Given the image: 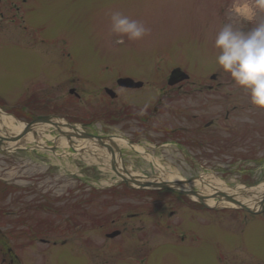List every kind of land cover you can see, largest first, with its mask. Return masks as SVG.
I'll return each mask as SVG.
<instances>
[{"label":"rangeland","instance_id":"374dc122","mask_svg":"<svg viewBox=\"0 0 264 264\" xmlns=\"http://www.w3.org/2000/svg\"><path fill=\"white\" fill-rule=\"evenodd\" d=\"M11 1L0 0L1 112L23 124L28 123L24 114L57 116L67 123L66 119L83 122L93 117L89 129L80 124L78 128L103 138L121 137L142 148L145 156L128 148L116 152L104 141L129 173L149 179L171 172L189 184L214 177L229 186L264 185L263 113L219 69L214 48L217 32L229 22L228 10L244 0H27L31 9L23 32L17 27L21 21H13L11 6H4ZM116 11L143 21L150 35L116 45L117 37L109 34L110 14ZM259 19L264 17L258 14ZM253 26L244 24L243 30ZM174 68L190 77L179 91L166 85ZM117 73H137L144 86L119 92L112 103L101 87ZM212 74L215 82L209 80ZM209 84L211 90L206 89ZM70 89L78 100L67 94ZM33 98L37 102L23 111ZM120 103L135 104L136 116L149 110L146 126L136 119L111 125L105 113ZM207 123L211 126L206 128ZM164 128L198 129L203 140L218 137L222 143L238 128L242 141L223 143L221 148L208 143L180 148L171 139L159 144ZM0 137L7 138L1 128ZM88 146L81 137H63L53 126L33 142L24 135L1 143L0 264H7L12 255L18 264H92V244L105 249L104 233L131 213L140 212L133 221L145 223L149 237L157 239L154 230L173 207L180 214L190 212L184 228L192 231L186 241L165 242L144 256L119 257L123 264H249L247 256L264 264V217L256 219L253 229L235 225L239 217L220 212L232 208L199 214V209L165 194H127L111 169L107 149L98 146L93 152ZM191 190L200 191L194 186ZM177 221L179 216L169 223ZM99 222L107 225L100 227Z\"/></svg>","mask_w":264,"mask_h":264},{"label":"flooded vegetation","instance_id":"af4514ba","mask_svg":"<svg viewBox=\"0 0 264 264\" xmlns=\"http://www.w3.org/2000/svg\"><path fill=\"white\" fill-rule=\"evenodd\" d=\"M5 7L9 8V6H11V10L13 13V21H21V23L18 24V28L21 27V29H18L19 32H23L26 30V24H25V18L28 19V17L30 16V9L31 7L28 4L27 0H12L11 3H6L4 5ZM212 76H214V78H212ZM123 78H129L132 79L134 82H141L142 86L139 88H124L121 87L117 84V80L119 79H123ZM168 80V78H167ZM167 80H166V85L167 87H169L170 89H173L174 91H179V89L182 88V86H184L189 80L190 77L187 80L178 82L177 84L173 85V86H169L167 84ZM210 81L215 82L216 79V75L212 74L209 78ZM143 82H142V78L140 79L138 77L137 73H131V74H123V73H117V74H113L112 77H110V80L107 81L106 83L103 84V86L101 87V90L104 92V94L112 101V103H114V101L117 99L119 92H133V91H138L141 88H143ZM203 87V86H202ZM212 85H207L208 90L212 89ZM204 88V87H203ZM106 90H110L113 93V97H111L110 95H108L106 93ZM63 92L65 93L64 89ZM68 95H70L71 97H74L76 100H78V95L74 92V89H70L67 93ZM34 102H37L34 98L30 99V101L26 102L25 105L22 106V109H24L23 111H25L26 109H29L30 106L32 104H34ZM46 105V104H45ZM60 106H63V103L59 104ZM46 107V106H43ZM133 107H136L135 104H131L128 103V105H124L123 104H117L116 106L113 105V108L110 109L109 111L107 110V118L108 122L111 125H115V121L120 123H125V121H127L126 123L129 124L128 122H130V120L132 119H136L141 127L146 126V123L149 119L147 112H150L149 110H145L143 115L140 116H136L135 115V109ZM236 106H233L232 109H236ZM152 112L154 113L155 110L153 109ZM258 112L263 113L264 116V111L258 110ZM257 112V115H258ZM26 116V120H28V122H31L33 120H35V117L32 116H28L27 114H24ZM104 116V114L102 115ZM228 116V111L226 112V118ZM57 117V116H54ZM66 119V118H65ZM90 119H92L91 121L87 118L85 119L83 122L82 121H77V120H69L66 119L68 121L69 124H80L82 127H85L87 129L90 128V126H92L93 121V117H91ZM109 124V125H110ZM126 126V125H125ZM125 126L122 125V127L126 128ZM211 126V123H207L205 125V127H209ZM152 130H155L154 127H149ZM164 134H162V139L160 141L159 144H165L169 141V139H171L172 142L176 143L178 147H182V148H193V147H197L199 148L201 145H203L204 143H208L209 145H217L218 148H221V145L223 143L226 144H231V143H238L242 141V136L241 133L239 131L238 128H235V131L233 129H231L228 133V137L229 139H225V141L222 143L220 142V139L218 137H209L206 140L202 139V132H198V129H177L174 131H168L167 128L163 129ZM93 135V134H92ZM164 136L168 137V138H164ZM123 139V138H122ZM128 142V141H127ZM129 143V142H128ZM131 145V143H129ZM134 146V145H132ZM245 183V182H244ZM248 183H245V185H247ZM235 186V185H234ZM233 187V186H231ZM138 192H142V191H138ZM138 192H134V191H125V193L127 194H144V193H138ZM160 194H165L162 193L164 192V190L162 191H157ZM169 192V191H167ZM173 195H168L165 194L164 196H169V197H173L174 199H176L177 201H183L185 203H188V205H190V207L192 209H199V214L201 213H208V214H214L215 215V211H213L214 209H216L217 207H213V208H208L200 203H195L193 200V202H191L189 199V196H182L173 192H170ZM147 196V194H144ZM231 198V197H229ZM171 199V198H170ZM233 199V198H232ZM163 200V199H162ZM154 203H159V201H153ZM161 202V201H160ZM182 207V206H180ZM163 209V207H162ZM191 209V211H192ZM221 213H230L235 219H240V221H234L233 223L235 225H241L243 224V226H247L248 228H255L258 225V221H256V219L258 218H263L264 217V213L256 215V214H251L249 212H246L244 210H236L235 208H232L230 211H220ZM218 212V213H220ZM188 214H190L189 211H186L184 213H179L174 207L170 210V214L167 217L166 221L163 223H159L158 226L155 228V233H157L159 236L157 237V239H151V237H149L150 233H149V228L146 226L145 223L140 222L139 224H137L138 222H134L133 220H136L138 218H140L141 213H131L129 216H127V221L123 222L122 224H120L119 226H117L116 228H113L111 231L104 233L105 239L107 240V245L106 248L101 250L99 248H97V243H90L87 242V244H92L93 245V251L92 253L90 252L89 255L91 254V263L92 264H123V262L120 261L119 257H131L135 254H139L140 256H144L146 255L147 251H155L158 248H160L165 242H176V243H183L184 241H186L187 238V233H190L192 230L191 229H185L184 225L186 223V220L189 216H187ZM179 216L180 221L174 222V223H169L170 220H172L174 217ZM264 219V218H263ZM247 221V224L245 225L244 221ZM249 220V221H248ZM95 224H98L95 223ZM100 227H102L103 225H107L104 222H99ZM111 224L115 225L114 222H112ZM139 225V226H138ZM164 225H166L169 229H170V233H166L164 232V229H166V227H164ZM172 225V227H171ZM115 234L114 237L110 238L109 235L111 234ZM134 236V237H131ZM87 240H84V242H86ZM5 257V256H4ZM17 261V257L16 255L9 256L8 259V263L7 264H18L16 263ZM246 263L249 264H259V262H262L260 259H258L257 257H251V256H247L246 258ZM6 261V257L2 260V263H4Z\"/></svg>","mask_w":264,"mask_h":264},{"label":"clouds","instance_id":"9594fccd","mask_svg":"<svg viewBox=\"0 0 264 264\" xmlns=\"http://www.w3.org/2000/svg\"><path fill=\"white\" fill-rule=\"evenodd\" d=\"M258 14L264 17V0L234 3L228 10L229 22L215 36L214 48L219 69L248 93L252 106L264 111V19L257 20ZM244 24L254 26L244 31ZM150 33L141 20L119 11L110 14L109 34L117 37L116 45L141 41Z\"/></svg>","mask_w":264,"mask_h":264},{"label":"bare ground","instance_id":"6f19581e","mask_svg":"<svg viewBox=\"0 0 264 264\" xmlns=\"http://www.w3.org/2000/svg\"><path fill=\"white\" fill-rule=\"evenodd\" d=\"M61 123H63V125H57L53 127L56 130H59L63 137L77 136L75 132L69 130L66 127L67 125L66 122L62 121ZM49 126L51 125L49 124L33 125L30 131L26 134V140L28 142H33L35 136L39 133H44L45 129L48 128ZM24 127L25 124L16 121L13 117L8 116L3 112H0V128L6 132L7 135L6 139H14L15 137L19 136L22 133ZM84 140L89 145L88 147L93 148L92 150L97 149L98 146H101L96 142L86 139ZM108 143L114 149H116V152L119 148H128L129 150L135 153L145 156V152L143 151L142 148L138 146L130 145L127 141H125L121 137L113 136L109 138ZM91 152L92 151H90V153ZM93 152H95V150ZM91 155L95 157L93 159L97 158L96 154L91 153ZM112 160L115 164L116 170L119 173H121V175L127 178L135 179L137 181L144 183H155V184L166 183L167 185L178 191L191 193L189 197L193 201H201L207 207H217V208L234 207L233 203L228 201L225 197H220L218 200L215 199V197L218 196H226L233 198L235 202L241 203L249 208H257L259 205V201L262 198V193L264 192V185H260L256 188H251V189H247L241 185H235L231 187L225 182L215 179L214 177H200L194 180L192 184H189L186 183V181H184V179H182L178 174H173L171 172H166L165 175H162L161 177L158 178L154 177L149 179L145 176L129 173V171L126 169L123 161L121 160V158L117 153H113ZM146 160L151 161L152 159L146 156ZM153 163L157 165L156 161H153ZM193 186L199 188L200 191L197 192V194H195L191 190V187Z\"/></svg>","mask_w":264,"mask_h":264},{"label":"water","instance_id":"95a60500","mask_svg":"<svg viewBox=\"0 0 264 264\" xmlns=\"http://www.w3.org/2000/svg\"><path fill=\"white\" fill-rule=\"evenodd\" d=\"M189 78V76L184 73L183 71H181L180 69H174L171 71L169 77H168V80H167V84L169 86H173L175 84H177L178 82H181V81H184V80H187ZM212 78H214V76H212ZM117 84L121 87H124V88H139L142 86V83L141 82H134L132 79H129V78H123V79H119L117 80ZM106 93L108 95H110L111 97H113V93L110 91V90H106ZM36 124H49L51 126H57V124L59 125H63V123L60 122V119L57 118V122H54L53 118L51 117H41V118H37L35 119L34 121H32L31 123L29 124H25V127L22 131V133L15 137L14 139H6V138H3V137H0V145L3 141H16V140H19L21 137H23L24 135H26L31 127L33 125H36ZM66 127L75 132V134L78 136V137H81L83 139H86V140H90V141H93V142H96L98 143L99 145L103 146L104 148L107 149V151L110 153L111 155V169L113 170V172L117 175V177L122 181L124 182L127 187L129 188H133V189H140V190H167V191H171V192H174L176 194H179V195H182V196H186L188 197L191 193H187V192H184V191H178L172 187H170L169 185H167L166 183H159V184H155V183H144V182H140V181H137L135 179H131V178H127L123 175H121V173H119L116 168H115V164L112 160V156H113V151L111 150V148L106 145L104 143V141L106 140H109V138H101V137H96V136H93V135H90V134H86L84 132H80L79 130L75 129L73 127V125L71 124H67ZM195 193V192H194ZM197 194V193H195ZM219 198L220 197H225L228 201H230L231 203H233L237 208L239 209H242L246 212H249V213H252V214H261L262 212H264V194L261 198V201L259 202V206L256 210H251L250 208L238 203V202H235L232 198H229V197H226V196H218ZM199 203H202L201 201H199ZM115 234H111L109 235L110 238L114 237Z\"/></svg>","mask_w":264,"mask_h":264},{"label":"trees","instance_id":"16d2710c","mask_svg":"<svg viewBox=\"0 0 264 264\" xmlns=\"http://www.w3.org/2000/svg\"><path fill=\"white\" fill-rule=\"evenodd\" d=\"M124 189H125V191H134V192H138V191H135V190L128 189L125 185H124ZM138 193H144V194H147V195H148V194L151 195V194H153V193H159V192L142 191V192H138ZM162 193H165V194H168V195H173L172 193L167 192V191H164V192H162Z\"/></svg>","mask_w":264,"mask_h":264}]
</instances>
